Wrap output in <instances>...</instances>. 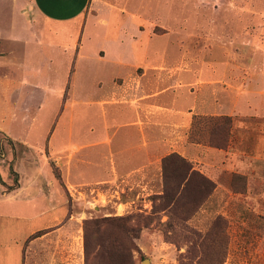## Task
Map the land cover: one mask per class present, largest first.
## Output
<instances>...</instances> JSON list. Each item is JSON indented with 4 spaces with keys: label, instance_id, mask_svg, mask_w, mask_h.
<instances>
[{
    "label": "rangeland",
    "instance_id": "1",
    "mask_svg": "<svg viewBox=\"0 0 264 264\" xmlns=\"http://www.w3.org/2000/svg\"><path fill=\"white\" fill-rule=\"evenodd\" d=\"M125 5V13L83 16L51 32L36 23L31 0H0V264H264V160L255 157L257 142L250 138L241 152L226 154L220 150L231 141L218 148L190 138L195 116H228L207 106L226 110L240 101L239 92L252 106L247 94L264 75V0ZM133 62L126 78L148 84L150 93L170 84L199 93L188 142L214 153L186 158L150 146L148 166L136 162V147L124 152L120 144L111 154L126 115L112 101L114 78L124 83ZM195 73L198 80L190 81ZM56 134H68L66 153H51ZM157 135L151 128V142ZM171 154L215 187L199 180L178 187L187 168L177 157L164 163ZM122 157L134 159L132 171L146 170L123 173ZM22 182L27 197L40 187L46 195L38 200L55 203L41 210L44 226L32 233L35 220L16 215L33 208L22 197L6 198ZM52 189L61 193L51 198ZM53 213L59 225L48 222ZM105 217L125 219L131 244L113 226L104 229L100 248L86 222Z\"/></svg>",
    "mask_w": 264,
    "mask_h": 264
},
{
    "label": "crops",
    "instance_id": "2",
    "mask_svg": "<svg viewBox=\"0 0 264 264\" xmlns=\"http://www.w3.org/2000/svg\"><path fill=\"white\" fill-rule=\"evenodd\" d=\"M129 1L131 0H31V8L37 18L36 23L44 26L41 27V30L53 32V30H55L54 27L58 25L64 27L67 24L80 23L83 16L88 20V17H98L102 12L106 14L109 13L111 16L119 12V10L123 13L126 10L125 4ZM103 22L107 25L110 23L108 20H104ZM86 24L87 23H85V25ZM85 25L81 27L82 30H84ZM58 28L60 29V27ZM59 29L54 31V33L57 34L60 31ZM137 62L128 65L129 72L123 78L125 80L124 83L118 84L115 82L116 78L122 79V77L118 76L114 78L115 87L112 89V92L114 91V98L112 101L115 105H118L119 108H125L126 115L123 121L124 123L122 122L121 124V126L124 127V132L121 134L120 129L117 128V142L114 143L115 139L112 145L110 143L111 154H114L113 147L119 146L120 144H123L124 152L128 151V148L136 147L139 149L138 151L141 152V156L136 157V162H147L148 166L149 163L154 162L149 153L150 146L156 148H170L171 151L180 153L186 158L197 157L201 152H206V154L214 153L215 149H212V147L209 148V146L205 147L201 144L188 142L187 133L191 126L193 116L197 112L196 108L199 105V93L192 91V89L178 87L174 84H170L169 87H163L161 89L158 87L156 90H154L155 86H152L153 92L150 93L151 88L148 84L145 85V83L141 84L138 82V85H136V79L131 81L126 78L133 74L130 67ZM144 79L145 77H143V80ZM189 79L195 82L198 80V76L195 73ZM242 95L243 94L239 92L238 98L240 101L238 100L233 105L226 106L227 108L225 109L227 111L220 110V112H218V106L214 104L206 107L217 113L233 117L234 124L232 128L231 144L228 149L220 151L226 154L230 152H241L242 146H244L250 138H253L259 147L255 157L256 159L264 160V75L254 79L250 94H247V98L253 100L252 106H247L245 101H241V98H243ZM219 107L220 109H224L223 105ZM120 115L121 114L118 116ZM151 128H153L158 133L157 136H159V139L154 142H151V137L149 136ZM48 143L51 153L57 154L61 151L66 153L69 149L68 134L65 137H59L57 134L56 136L52 135ZM217 152L220 153L219 151ZM133 160L132 157H122L120 162L125 164L124 170L121 168L123 173L130 171V174L146 170V168L142 166L136 171H132L130 168H133ZM117 172L118 170L115 169L114 173L116 177H118ZM26 190L27 187L22 182V185L16 190L9 192L7 194L9 197L6 198L22 197V202L20 203L33 208L30 215L27 213H20L19 216L16 215L18 219L30 218L35 220L36 224L33 229L30 230V233H32L33 231L42 229L39 227L44 226L45 218L42 217L43 213H41V210L44 208L46 213V210H48V208L52 209L55 203L54 200L46 203L38 200L39 195H46L45 191L40 187L34 195L30 194L29 197L26 196ZM51 193H53V189ZM54 193L58 196L61 191L57 189ZM54 193L51 198H53ZM57 199H59V197ZM56 203H58V209L60 206L62 208L64 205L63 200H61L60 204L59 202ZM54 215L55 213L52 214V219L49 216L50 221L48 222L53 221L51 226L59 225V223L55 222L59 218ZM40 239L41 237L36 236L31 242H37Z\"/></svg>",
    "mask_w": 264,
    "mask_h": 264
},
{
    "label": "trees",
    "instance_id": "3",
    "mask_svg": "<svg viewBox=\"0 0 264 264\" xmlns=\"http://www.w3.org/2000/svg\"><path fill=\"white\" fill-rule=\"evenodd\" d=\"M231 129H232V117L230 116H219V117H206V116H195L192 124V134L190 135L191 141L193 142H204L210 146L218 148H226L231 141ZM173 157L180 158L182 164L187 168L184 178H182L178 187L183 186L188 189L190 184H193L194 180H199L202 187H207L210 185L212 189L215 187V183L209 180L207 177L203 176L201 173L195 171L193 166L183 157L178 154H171L165 160L166 163L168 160H171ZM166 161V162H165ZM52 166L55 172L56 177L62 182L60 174L55 168V164L52 162ZM234 176V175H233ZM167 180V179H166ZM124 218L117 217H105L102 219H91L87 220L86 224H93L95 229L93 234L98 236L100 248H105L106 242L103 240V236L106 231H109L113 226L117 227L118 232L126 237L123 239H128V243L131 244V235L132 230L127 226L124 221ZM137 234H135V237ZM110 237V236H109ZM123 237V236H122ZM111 238V237H110ZM99 253L101 251L98 250Z\"/></svg>",
    "mask_w": 264,
    "mask_h": 264
}]
</instances>
